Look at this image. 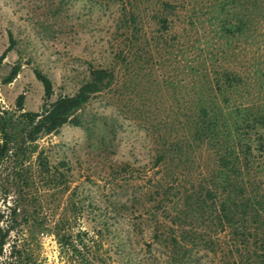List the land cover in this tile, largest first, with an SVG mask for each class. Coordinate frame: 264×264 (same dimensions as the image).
<instances>
[{"label":"rangeland","instance_id":"obj_1","mask_svg":"<svg viewBox=\"0 0 264 264\" xmlns=\"http://www.w3.org/2000/svg\"><path fill=\"white\" fill-rule=\"evenodd\" d=\"M9 40L0 126L10 150L28 128L21 113L72 95L92 69L103 79L79 125L38 136L21 166L0 158L2 219L17 200L42 223L74 200V227L100 228L110 264H231L227 248H255L215 215L221 168L229 187L264 195V0H0V54ZM34 69L51 82L46 98ZM24 230L10 231L0 264H66L50 234Z\"/></svg>","mask_w":264,"mask_h":264},{"label":"trees","instance_id":"obj_2","mask_svg":"<svg viewBox=\"0 0 264 264\" xmlns=\"http://www.w3.org/2000/svg\"><path fill=\"white\" fill-rule=\"evenodd\" d=\"M11 44L12 41L9 40V44L0 54V60ZM17 70L18 65H13L2 81H11ZM33 72L35 78L40 81L43 96L46 98L51 93V82L39 70L34 69ZM102 73L103 71L100 69H92L90 70L89 79L82 83L72 95L59 96L47 105L44 104L40 111L21 113L28 124V128L15 139V145L12 150L9 149L8 145L11 137L5 132L3 126H0L4 136L0 142V158L8 152L13 158V164L21 166L22 162L35 151L36 145L33 142L38 136L56 132L63 124L79 125L80 121L75 113L87 101L89 95L100 88L103 79ZM22 99L23 94H18L15 101L18 108H21ZM215 118L216 114L213 111L212 120H215ZM220 160L219 165L224 167L226 164L224 159L220 158ZM40 166L43 176H47L49 168L45 157H43V164ZM221 169L222 171L218 174L223 177V180L219 183L222 187L219 192H222L226 201L221 202L220 210L216 213L215 218L219 220L223 228H226L234 236V239L239 237L244 242L248 235L255 241V248L252 250L248 249L247 252L239 249L237 245H234L232 249L227 248L226 252L229 258L232 257L233 252L237 254V259H234L231 264H264V195L248 191L238 181L233 184V187H229L228 182H231V180L227 179L228 169ZM51 176L54 180L57 178L54 173ZM216 190H218L216 187L212 189L213 192ZM210 194L208 192L206 195L201 196L203 204L207 198H210ZM183 201L182 207L179 209L180 212L186 206L190 208L188 198H183ZM9 207L11 212L8 218L2 219L0 215V255L10 231L18 227L22 230L23 226L25 230L22 233H25L26 237H32L42 231L45 235L50 234L56 243L58 257L64 260L66 264H102V262L110 264L109 261L107 263L106 259L108 260L109 257L107 256L106 258V253L102 248L103 234L100 228L96 227L93 231H89L81 227H74V224L78 226L77 220L79 218L77 214L79 207L78 205L76 206L74 200L69 199L68 205L58 217L52 219L44 217L43 223L38 215H32L31 217L28 211L24 210L25 208L19 200L9 205ZM16 209H18V212H15ZM247 222L252 224L253 227H248ZM172 241L174 244H179L182 248H188V243L183 242L182 237L178 239L173 236Z\"/></svg>","mask_w":264,"mask_h":264}]
</instances>
